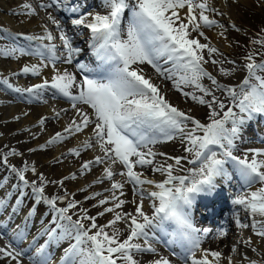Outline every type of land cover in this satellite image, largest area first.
Masks as SVG:
<instances>
[{"label":"snow or ice","instance_id":"obj_1","mask_svg":"<svg viewBox=\"0 0 264 264\" xmlns=\"http://www.w3.org/2000/svg\"><path fill=\"white\" fill-rule=\"evenodd\" d=\"M82 7L71 0H48L38 5L40 11L53 9L72 14L75 18L71 19V25L90 33L89 47L98 63L95 68L76 63V71L82 74L80 79L67 69L57 68L58 61L73 64L82 49L74 46L61 20L52 12H47V20L58 32L63 49L59 54L53 43L55 37L47 26H42L39 35L14 34L0 28V34L10 37V42L0 46V59L39 58V64H25L19 73L12 75L39 77L49 65L53 73L50 79L27 88L14 87L8 77L0 78V85L21 98L26 96L45 103L43 97L50 93L53 99L67 101L73 112L61 131L28 151H45L86 133L87 139L62 155L79 159L89 150L98 149L99 153L83 160L78 174L73 172L57 180L47 179L27 162L19 168L12 165L10 157L23 155L15 148L0 156V164L17 180L12 191L0 197V214L11 207L8 220H0V240L10 236L5 246L0 247V260L21 264L27 250L18 245L27 239V223L37 206L44 205L51 219L29 244V249L36 247L35 255L28 257L30 264H50L47 249L64 241L69 243L61 264H173L168 256L158 252L156 242L163 243L179 264H222V259L233 264L231 255L224 257L220 250L202 248L212 230L196 227L191 209L198 196H212L216 192L218 181L229 185L238 179L242 187L249 189L259 185L254 191L236 195L231 204L242 209L250 220L242 222L238 212H234L236 227L250 228L264 241V148H248L243 156L235 154L241 144L252 142L245 135L251 123L264 118V60L256 62L249 53L245 57L246 74L234 87L220 83L206 69L205 65L211 63L218 67L222 77H230L236 71L235 67L225 69V61L214 58L222 56L216 47L201 42V38L208 41L205 29L224 27L211 18L224 14L211 6L209 0H101L104 14L83 12ZM19 9L13 15L32 18L38 14L37 8L27 2L21 3ZM229 28L240 31L234 22ZM261 31L264 33V29ZM21 38L26 46L16 43ZM254 43L264 47V36ZM227 63L235 65V61ZM144 65L150 66L162 81H170L172 89L186 100L206 108L207 122L174 106L161 86L145 74ZM205 80L210 83L206 85ZM67 112L68 109L54 110L52 118L59 120ZM48 119L41 117L37 126L43 130ZM177 140L184 155L172 156L156 150L157 145ZM260 143H264V138ZM56 162H62L61 158H56ZM97 167L100 174L78 189L85 193L82 200L75 198L77 193L68 192L67 181L77 180L78 175L86 176ZM149 171L158 173L162 179L149 178L146 175ZM28 172L36 179L30 181L26 177ZM117 176L121 179H116ZM8 180L7 176L0 180V189ZM106 183L108 186L102 191L89 192ZM50 184L64 189L63 194L47 195ZM126 185L131 186V200ZM29 189L34 203L24 217L25 227L17 225L6 233L8 221L19 214ZM17 191L19 196L10 205ZM146 201L150 202V215L145 211ZM88 202L93 203L84 207ZM128 204L133 206L132 211L125 210ZM93 209L97 210L95 215L90 214ZM108 216L111 218L105 223H99V218ZM227 235V230L219 228L214 238L223 239ZM42 236L46 239L37 247L36 241ZM238 243L258 251L251 238ZM231 252L238 254L236 245ZM145 254L150 256L149 260L142 259ZM243 261L264 264V256L257 260L242 255L237 264Z\"/></svg>","mask_w":264,"mask_h":264},{"label":"bare ground","instance_id":"obj_2","mask_svg":"<svg viewBox=\"0 0 264 264\" xmlns=\"http://www.w3.org/2000/svg\"><path fill=\"white\" fill-rule=\"evenodd\" d=\"M30 1L29 0H15L14 7H12L13 9H10V8H7V6L5 5V0H0V28L7 29L8 31L14 34L24 33V34L39 35V34H42L43 32L42 26H46V24H48V26L54 30L53 34H54L55 39L58 40V42H55V39L53 41V43L57 45V54H58L63 51L61 42L58 38V32L55 30L54 26L51 25V23L47 20V12H52L53 15H55L57 18L61 20L62 26L64 27L68 35L72 38L74 46L82 49L81 53L75 57L73 64L68 65V64L60 63L58 61L57 68L61 70L67 69L68 71L73 72L77 76V78L80 79L82 74L76 71L75 64L84 63L88 65L89 67H92L94 64V56L92 55V52H90L91 48L89 47L90 33L88 32L87 29H84L83 27L76 28L72 26L70 21L71 19L75 17L66 11L56 12L53 9H48L47 11H40L38 8V5L40 3H47L48 0H33L31 2L32 4L36 5L37 11L39 12V14H37L35 17L26 18L23 16L13 15V12L20 11L19 5L21 3H24V2L30 3ZM71 3L83 5L82 7L83 12H100L101 14H104V11H105L101 7V0H71ZM209 3L211 4V6L217 8L221 13H223L224 6L228 7L226 8L227 12L225 13L227 14V16L223 13L224 15L222 17H224L225 19L226 18L230 19V17H232L231 14L234 11V9L239 5H244L245 0H237L236 3H232V0H209ZM204 31H205V35L208 37V41H202V42L210 43L213 47H216L219 50V52L222 53V55H224V57H227L228 49H229L228 44L227 43L224 44L223 42V44H221L220 46H219L220 43L218 45H215L216 44L215 39H220V32L222 31L221 28L205 29ZM221 41L222 40H220V42ZM16 43L21 46H26V42L22 38L17 39ZM44 43H47V41H45ZM220 57L221 58H215V59H218V60L224 59L222 56ZM25 64H39V58L35 56H24V57H19L18 59H15V60L14 59H0V78L8 77L10 83L14 87L27 88L37 83H41L44 79H50L51 75L53 74L51 70V65H49L47 68L43 69L42 75L39 77L12 75L13 73H19L20 69ZM205 67L213 75L215 73H218V67L212 65L211 63L205 65ZM223 67L228 70H231L233 67H235L236 71L233 72L230 80H226L224 78H221L220 80V77H219L218 81L228 86L234 87L238 85L240 83L238 81L245 74L244 66L239 65L237 63H235V65L226 63V64H223ZM143 68H144L145 74L147 76H150L155 83L161 86V89L165 93L166 98L174 106H177L183 111L189 112V114L193 115L194 117L198 119L201 118V117L199 118V116L205 115L203 114L201 110V108L203 109V107L193 104L190 100H186L183 96L177 93L174 89H172L170 81H162L159 77L156 76L154 70L151 69V67L148 65H144ZM205 84H207V82ZM1 90L9 92L12 97L8 98L4 96ZM217 95H220V94L217 93ZM43 99L44 101H46V103L41 102L39 100H30L26 96L24 98H21L18 94L12 93L10 90L0 85V104L9 103L11 101L12 102L16 101L17 103L19 101L22 102V103L19 102L18 104H16L17 106H13L14 108H10L9 110L7 108H6L7 110H4L3 109L4 105L2 108H0V144H2V146L4 147L3 149L5 152L8 151L10 148H15L18 151H21L23 153L22 155L23 160L20 159V161L22 162V165L24 162H27L29 165H35V167L38 170L41 168H44L45 166L52 168V166H50L49 164L55 163L56 158L58 157L61 158L62 164L61 166L56 168L55 173L56 175L57 174L58 175L57 177L54 178V180L60 179L63 176L69 175L73 172H76L78 174V169L82 161L90 159L94 155L99 154L98 149L96 151L89 150L88 152L82 155V158H79V159L77 158L76 161H73L71 158H67L66 160L64 158L62 160V157H63L62 154L66 153L69 148L78 146L83 140L87 139L86 133L78 134L76 137L69 139L63 144H60L61 146L58 149H56L54 153L50 152L49 148L51 146L45 150L46 152L44 153V155L41 154V151L34 152V154H31V155L25 152V149L28 147L38 148L39 145L45 144V142L52 135H54L57 131H61L62 128L65 127L69 123L70 119L72 118L73 112L71 111L70 105L68 104V102L65 101L64 99L62 98L53 99L50 93H45ZM20 103L21 104L24 103L25 105H21ZM33 103H37V105L39 106L33 105ZM51 104L53 105V107L47 106ZM61 109H68V112L66 114L65 113L61 114V117L65 118V120L59 119L56 121H51L53 117V111L54 110L60 111ZM24 113H27V115H24ZM18 116L23 117V119L17 122L18 126H15L14 125L16 122L15 119ZM41 117L49 118L44 126V129L45 128L48 129L44 138L40 136L43 133H40L39 131H37L39 128V126H37L38 121ZM200 120L204 121L205 117ZM261 121L264 122V118H259L258 120L251 123V125L247 128L246 133H245L247 139H249L250 141H254V143L256 144H260L258 141H260L261 138H264L263 136L264 128L263 129L258 128L260 125L258 123H260ZM33 125H36V128L34 129L31 128V130L25 131V129H27L26 127H29V126L33 127ZM20 130H23V132H26V133L24 135H19ZM34 136L37 138V139L35 138L36 140L33 138ZM27 141H32L31 146H27V143H28ZM254 145L255 144H252V143L241 144L240 150L237 151L236 154L238 156H243L244 151L247 150L248 148H263L262 144H260V146L258 147H254ZM181 148L182 147L178 140L163 143V144L156 146V150L165 152L172 156L184 155L185 153H183V150L181 152L180 150ZM70 162L74 164L73 170L72 169L70 170L68 168ZM187 167H192V166L187 165ZM229 168L231 170L230 166ZM100 171L101 169L97 167V168H94L93 171L86 176H78L77 180H75L74 182L67 181L65 186L68 192L77 193L75 198L78 200H82L85 193H80L78 189L90 184L96 178V176L100 174ZM180 174H186V173H180ZM146 175H148L149 178L155 179L157 181L162 179V177L158 173L153 174L149 171L146 173ZM47 178L51 180L52 176H50L49 174L47 175ZM116 179H121V178L117 176ZM218 184H219V187H221V185L223 187H226V185L222 181H218ZM238 185H239L238 179H234L229 185L230 189L229 187H227L228 189L225 190L226 193L229 194L228 204L226 206L222 207L221 200L217 193H214L212 196H209L208 198L203 195L198 196L193 204V206H200L201 208L199 210H201V213L204 212L206 215L211 214L213 212L216 213L221 208L228 209V211L226 212L227 217L225 221L222 222L223 226L220 227V228L227 230L228 235L224 237L223 239H215L214 237L216 233L209 235L208 237L205 238L202 244V248L209 249V250H220L222 251L223 256L227 257L232 246L236 245V247L239 248L238 250L239 259L238 260L233 259V264H237L238 261H241L242 255H246L250 259H257V260H260L261 257L264 256V241H261L258 237H256L251 232L250 228L241 230L238 227H236L234 223V215H233L234 212H238L239 218L242 220V222L250 223V220L246 217V214L242 209H236L231 204V200L236 195L246 194L250 191H254L256 190L257 187H259V185L253 186V188H251L248 192L242 191L241 190L242 186H238ZM107 186H108L107 183L105 185H96L95 187L89 189V192L102 191L103 188ZM5 190H7L6 185L4 186V188L0 189V191H5ZM125 191L128 194V199L131 200L132 199L131 186L126 185ZM107 194L108 193H105V195ZM91 203L93 202H88L84 204L83 206L90 207ZM149 203L150 202L148 201L145 202V211L150 215L151 211H150ZM11 204L12 203L10 202V205ZM125 210L132 211L133 206L131 204H128L125 206ZM10 211H11V207L9 206V208L6 209L3 214H0V220H8V214L10 213ZM96 211H97L96 209H93L91 210L90 214L95 215ZM201 213L199 214L198 211L195 213L193 209H191L192 219L195 225H196V221H199L203 217ZM25 215H26L25 211L19 212L18 215H13L11 217V220L8 221V226L4 231L6 233H11V231L15 229L17 225H20L22 228H24L25 227V224H24ZM109 218L111 217L108 216V217L99 218V223L103 224L106 222V219H109ZM121 227H123V225H121ZM205 228H209V229L212 228V229H215V231L218 229V227L216 226L212 227L209 224H205ZM41 230L42 229L37 225V218L32 217L27 223V228H26L27 239L19 243V245L21 244V249L28 250L29 244L31 243L32 238L37 236V234ZM248 238H251L252 246L258 250L257 252H253L250 247H246L243 243H238L239 241L243 239H248ZM9 239H10V236H8L4 240H0V247H4ZM45 239L46 237H43V236L40 237L36 241V246L38 247L40 244H43ZM68 243H69L68 241H64L60 243L58 246L57 245L49 246L47 251L50 254V264H61V257H63L64 249L68 247ZM154 246L157 248L160 254L168 256L173 261V264H179V261H177L175 257L170 256L167 248L162 249L160 247L159 242H156ZM31 249L32 251L29 256H34L36 252V247H33ZM28 257H25V258L23 257L21 259V264H30ZM142 259L149 260L150 256L148 254H145L142 257ZM0 264H6V261L0 260ZM12 264L14 263L12 262ZM222 264H227V260L222 259ZM243 264H247V261H243Z\"/></svg>","mask_w":264,"mask_h":264},{"label":"rangeland","instance_id":"obj_3","mask_svg":"<svg viewBox=\"0 0 264 264\" xmlns=\"http://www.w3.org/2000/svg\"><path fill=\"white\" fill-rule=\"evenodd\" d=\"M14 3H15V0H5V5L7 6V8L13 9L12 7H14ZM30 4H32L31 1H30ZM32 5H33L34 8H36L35 4H32ZM226 8H228V7L224 6V8H223V13L224 14L227 12V9ZM236 8L232 12V14H231L232 17H230V19H228V18L225 19L222 16H215V15H213L211 18L218 20L221 24L224 25V27L221 28V30H222L221 32H223L224 35L223 36L220 35V39H215V41H216V44L215 45H218L220 43L219 44V46H220L221 44H223V42H224V44L225 43L228 44V48L229 49H228V55H227V57H224V55H222V57L225 59V60L223 59L225 61L224 64H226L227 61L230 60V61H235V63H237L239 65L244 66L245 63H246V61H245V57L242 54L243 52L240 49H245L246 47H251V48H254L255 49L254 53H256L257 51H259L257 49L258 45H256L254 43V41L256 39L255 38L250 39L248 37L252 35V33L250 32V29H249L250 27H251V29L253 31V34L258 37V34L256 33V30L253 29V27H257V22H256V20L253 17H251V14L254 13V14H257L258 16L261 15L262 17H264V0H245V4L244 5H239ZM225 15L227 16V14H225ZM220 20H222V21H220ZM232 22H234L236 24V26L240 29L239 32L234 31V30H232V29L229 28V25L228 24H230ZM47 27H48L49 31H52V33H54V30L52 28H50L49 26H47ZM246 38H248V39H246ZM201 39H202L201 42L204 41L203 38H201ZM220 40H222V41L220 42ZM8 42H10V37L0 34V46H3V45H5ZM55 42H58V40L55 39ZM58 51H60V50H58ZM214 58H221V57L220 56H216ZM255 60H256V58H255ZM263 60H264V58H263ZM245 74L241 77V79L238 82H241L243 80ZM214 76H216L217 79H219V77H220V80H221V78H224L226 80H230V78H231V76L230 77H221L218 73H215ZM206 82H207L206 85H208V83H210V82H208V81L205 80L204 83H206ZM3 94H4V96L9 97L8 94H5V93H3ZM13 102L15 103L13 105H9L7 103H5V104L4 103H1L0 104V108H2L3 105H4L3 109L4 110H7V109L9 110L10 108H14L13 106H17L16 104H18L21 101H19L18 103L16 101H13ZM21 105H25V104L23 103ZM33 105H37V103H33ZM37 106H39V105H37ZM47 106L48 107H53L52 104L51 105H47ZM201 110H202L203 114H205V115H203V116H199L198 115V116H199V118L201 117L200 119H203L205 117V120L202 121V122H207L206 121V112H205V110L207 111V109L206 108L205 109L204 108L203 109L201 108ZM4 114H6V113H4ZM18 117H19L18 120L15 119V121H16L15 124H14L15 126H18V123L17 122L19 120L21 121L23 119V117H20V116H18ZM61 119L62 120H65V118H63V117H61L60 120ZM51 121H56V120H54L52 118ZM261 122H262V125H263L264 122L263 121H261ZM26 128H27V130H31V128H33V129L36 128V125H33V127L32 126H29V127H26ZM261 129H263V127H261ZM47 130L48 129H46V128L43 129V130H41V128L39 127L37 131H39L40 133H43L40 136H42L44 138L45 135H46V133H47ZM25 133L26 132H23V130H20L19 135H24ZM27 142H28L27 143V146H31L32 141H27ZM251 143L252 144H255L254 147L260 146V144H256V143H254V141H252ZM60 146H61L60 144L51 146L49 148L50 149V152L51 153H54L55 150L58 149ZM3 148L4 147L2 146V144H0V156H2L3 153L5 152ZM29 148H31V147L26 148L25 149V152H27L29 155L34 154V153L28 151ZM180 150L182 152L183 149L181 148ZM45 152L46 151H41V154L44 155ZM176 154H177V152H176ZM64 158H65V160L67 158H71L73 161H76V159H77V158H74V157H64L63 156L62 157V160ZM20 159L23 160L22 156H20V157H10L9 158V161H10V163L12 165H15L16 167L19 168V167L22 166V162L20 161ZM61 164H62L61 162L60 163L55 162V163L49 164L50 166H52V168L45 166L44 168H41L39 170L37 169V171L39 173H43L46 176V178H47V175L50 174V176H52L51 180H54V178L57 177V175H58V174L56 175V173H55L56 168H58L59 166H61ZM49 165H47V166H49ZM68 168L70 170L71 169L73 170L74 169V164L70 162ZM31 175H32L31 172L26 173V177L30 181L33 180V179H36V177H34L33 175L31 176ZM6 176L9 177L8 183L6 184L7 185V188H8V191L6 193L4 192L3 194L0 193V197H3L8 192H11L12 191V185L15 184V183H17V180H16L15 176L12 175L11 173H9L6 170L5 166H0V180H2L3 177H6ZM72 182H74V181H72ZM241 190L244 191V192L245 191L248 192L250 189L249 188H246V187H242ZM63 191H64V189L58 188L57 186H54V185H51V184L46 188V194L49 195V196L56 195V194L62 195L63 194ZM17 197H18V191L17 192H14V194L12 195L11 202L12 201H15ZM27 198L30 200V196H26V197L23 198V206H22L21 210H24V209H27L28 210L30 208V206H29L30 204H26ZM58 206H63V205H58ZM39 208L41 209V213H38L37 215H34V217H37L38 218V222L37 223H38L39 226H41V229H43L45 226L48 225V222L51 219V216L47 214L48 213V209L44 205H40ZM74 219H75V217H74ZM85 223H88V222H85ZM2 240H4V239H2ZM18 247L21 249V244L18 245ZM238 250H239V248H238ZM31 251H32V249H28L26 251V253H25L24 258L25 257H28L30 255ZM229 255H231L234 260H238L239 259V254L232 253L231 252V249H230V251L228 253V256ZM13 263L15 264L14 261H13Z\"/></svg>","mask_w":264,"mask_h":264},{"label":"trees","instance_id":"obj_4","mask_svg":"<svg viewBox=\"0 0 264 264\" xmlns=\"http://www.w3.org/2000/svg\"><path fill=\"white\" fill-rule=\"evenodd\" d=\"M251 17H253L256 20V22H257V27H253V29L256 30V33L260 37L264 36V33H262V31H261L262 29H264V18L261 17V16H258L257 14H254V13L251 14ZM262 48L263 47H261L260 45H258V47H257L258 50H261ZM254 51H255L254 48H251V47H246L245 48V54L246 55H248L249 53H252Z\"/></svg>","mask_w":264,"mask_h":264}]
</instances>
